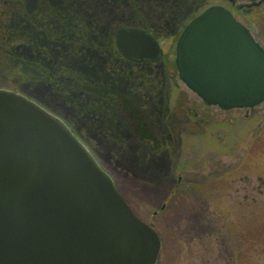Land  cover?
Here are the masks:
<instances>
[{
	"label": "rangeland",
	"instance_id": "rangeland-1",
	"mask_svg": "<svg viewBox=\"0 0 264 264\" xmlns=\"http://www.w3.org/2000/svg\"><path fill=\"white\" fill-rule=\"evenodd\" d=\"M40 1L24 0L21 17L13 18L25 39L11 63L1 62L0 89L66 124L157 232L156 264H264V102L230 110L205 105L174 65L177 36L213 5L229 9L264 49V0H45L71 20L73 33L56 42L28 19L39 18ZM48 21L64 31L57 19ZM142 24L162 60L143 68L117 55L115 61L104 41ZM95 86L112 99L84 90ZM122 99L149 130L144 139L113 103Z\"/></svg>",
	"mask_w": 264,
	"mask_h": 264
},
{
	"label": "water",
	"instance_id": "water-1",
	"mask_svg": "<svg viewBox=\"0 0 264 264\" xmlns=\"http://www.w3.org/2000/svg\"><path fill=\"white\" fill-rule=\"evenodd\" d=\"M115 39L131 61L163 55L145 30L121 28ZM175 66L208 106L264 101V49L223 6L206 8L185 26ZM160 248L156 231L64 122L0 89V264H155Z\"/></svg>",
	"mask_w": 264,
	"mask_h": 264
},
{
	"label": "trees",
	"instance_id": "trees-1",
	"mask_svg": "<svg viewBox=\"0 0 264 264\" xmlns=\"http://www.w3.org/2000/svg\"><path fill=\"white\" fill-rule=\"evenodd\" d=\"M24 0H0V70L3 69L4 65L1 64V62L3 61H10L11 63V59L13 57L14 51L16 49V47L21 44V42L24 41V33L23 31H21L20 27H12V21L14 20L13 18L15 16H20L21 17V9L25 8L24 7ZM41 4L43 2V4L45 5V0H41L40 1ZM40 4V8H38V17L36 18L34 16H30L28 17V19H30L32 22L35 23V25L38 28H42L48 37H50L52 40H54V42L56 41H60L62 38V40H66V35L67 33H73V30L71 28V25L69 24V22H71L70 19H68L64 14L55 11L53 8L47 7L46 5H41ZM57 19L58 23L64 27V31H62V33L60 34V32L58 31H54L51 29L52 26L48 25V19ZM42 19V20H40ZM46 20V21H45ZM138 27H142V28H147L145 26V24H142ZM86 39L83 38V41ZM86 41V40H85ZM105 48L108 50L110 49L111 51H113L114 55H113V59L115 61H121L119 59H121L122 57L120 55H118L117 51L115 50V46H114V37L113 35H111V37L107 40H105ZM112 53V54H113ZM116 55L119 57V59L117 60ZM115 61H112V64L115 63ZM9 64V63H8ZM128 64L130 65L131 63L128 62ZM133 66V65H131ZM125 71V73L128 71V73H126L125 75L128 74L129 75H133L136 76L137 72L135 71H131L129 69H123ZM66 72V71H65ZM124 73V72H122ZM139 75V74H138ZM99 87V86H98ZM84 90L91 92L92 94L96 95L97 97L101 98L102 100H107V99H112V96L109 95V93H106V91H104V89H102V87L97 88L96 86L92 88V90H87L84 88ZM108 97V98H107ZM122 100L125 101L127 103V105L130 106V108L128 109L127 107H123ZM122 100H117L116 102H113L116 107L118 108L119 111H121L122 113H124L127 117H129L131 119V121L133 122V125L136 129V131L138 132V135H140L142 137V139H144L143 135H148L147 131H149L148 129H146V127L141 123H139V125L136 123L135 121V117L139 116L137 115V112L131 107V102L122 99ZM141 120V119H140ZM149 133V132H148ZM147 139V138H146ZM145 139V140H146Z\"/></svg>",
	"mask_w": 264,
	"mask_h": 264
}]
</instances>
